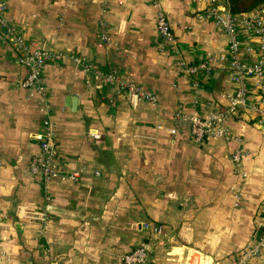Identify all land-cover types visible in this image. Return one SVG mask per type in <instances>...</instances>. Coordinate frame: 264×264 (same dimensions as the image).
Instances as JSON below:
<instances>
[{"label":"crops","instance_id":"1","mask_svg":"<svg viewBox=\"0 0 264 264\" xmlns=\"http://www.w3.org/2000/svg\"><path fill=\"white\" fill-rule=\"evenodd\" d=\"M0 1L25 41L60 56L41 68L40 112L36 94L21 86L26 72L15 51L0 42V264H121L141 242L156 264H225L264 234V122L252 111L264 78L260 87L256 76L246 80L245 104L227 121L226 138L197 145L188 123L173 118L223 113L237 88L226 70V36L198 19L199 6L157 0L169 45L158 39L151 0H106L104 13L100 0ZM101 17L109 52L97 46ZM237 36L242 62L256 64L264 35L239 27ZM208 53L209 74L185 73ZM109 72L155 100L119 93L103 78ZM47 118L58 169L78 178L45 191L24 174ZM255 264H264V248Z\"/></svg>","mask_w":264,"mask_h":264},{"label":"built area","instance_id":"2","mask_svg":"<svg viewBox=\"0 0 264 264\" xmlns=\"http://www.w3.org/2000/svg\"><path fill=\"white\" fill-rule=\"evenodd\" d=\"M102 13L105 11L106 0H100ZM193 5L200 7L198 19L201 22H209L216 28L222 30L227 39V49L229 57H227L226 70L230 76V80L237 86L236 90L228 98V104L223 113H211L206 117H198L196 115H184L175 113V120H182L188 123L190 134L195 144L200 145L202 142L211 139H223L227 137L226 123L235 119L239 108L243 107L246 98V80L252 76H256L260 87L264 78V44L258 47L259 59L254 65H247L241 60L242 46L237 36L239 27L248 28L258 35H264V4L250 13V15L234 16L230 13L227 0H189ZM151 5L155 9V30L160 42L165 44H174L173 35L170 30L169 22L166 14L161 9L157 0H151ZM4 4L0 1V42L9 45L16 53L17 63L25 69V77L21 82V86L37 96V106L40 112L45 110V95L41 84L40 74L41 68L46 61L57 60L60 56L56 52H45L36 50L31 42L25 41L17 32L15 27L11 25L4 16ZM99 38L97 46L103 48L106 52L112 49V40L109 34L107 23L103 17L99 19ZM249 38V37H248ZM211 55L205 54L203 60L192 68H188L185 73L189 76H197L199 74H209L212 71ZM220 61L224 62L225 58L221 56ZM76 64L81 65L84 71H93L97 76L99 72L93 68L84 65L81 61L75 60ZM103 78L118 88L119 93H131L138 100L153 102L154 96L144 91L141 87L133 82L118 77L113 72L103 75ZM257 108H252L257 114V119L264 122V92H260L258 96ZM159 129V128H158ZM174 131V130H172ZM93 137L98 138L94 134ZM39 152L33 156L25 171L24 178L29 182H36L42 185L47 191L49 184L53 182L74 181L78 178L77 172L66 174L58 169L56 165L57 145L56 130L52 122L47 118L43 120L42 131L35 137ZM232 164L237 168L240 166L241 153L235 152L231 156ZM48 196V195H47ZM48 198V197H47ZM144 228L150 230L155 235L162 234V228L153 227L150 224H144ZM264 248V234L261 235L253 245L246 247L238 255L237 259L225 264H255L259 260L261 251ZM168 261H172V256ZM121 264H156L153 260V251L147 247L145 242H141L130 252L121 257Z\"/></svg>","mask_w":264,"mask_h":264},{"label":"trees","instance_id":"3","mask_svg":"<svg viewBox=\"0 0 264 264\" xmlns=\"http://www.w3.org/2000/svg\"><path fill=\"white\" fill-rule=\"evenodd\" d=\"M230 13L234 16L247 15L264 4V0H227Z\"/></svg>","mask_w":264,"mask_h":264},{"label":"water","instance_id":"4","mask_svg":"<svg viewBox=\"0 0 264 264\" xmlns=\"http://www.w3.org/2000/svg\"><path fill=\"white\" fill-rule=\"evenodd\" d=\"M69 101L72 102V98H67L66 103H69ZM73 104H74V102H73Z\"/></svg>","mask_w":264,"mask_h":264},{"label":"rangeland","instance_id":"5","mask_svg":"<svg viewBox=\"0 0 264 264\" xmlns=\"http://www.w3.org/2000/svg\"><path fill=\"white\" fill-rule=\"evenodd\" d=\"M200 12H201V11L199 10L198 13H197V15H198ZM208 23H209V22H208Z\"/></svg>","mask_w":264,"mask_h":264}]
</instances>
